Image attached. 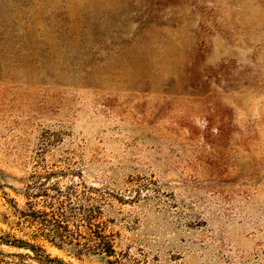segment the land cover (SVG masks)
Listing matches in <instances>:
<instances>
[{"label": "rangeland", "instance_id": "374dc122", "mask_svg": "<svg viewBox=\"0 0 264 264\" xmlns=\"http://www.w3.org/2000/svg\"><path fill=\"white\" fill-rule=\"evenodd\" d=\"M26 193L75 239L0 228L72 264L90 213L123 264H264V0H0V212Z\"/></svg>", "mask_w": 264, "mask_h": 264}, {"label": "trees", "instance_id": "16d2710c", "mask_svg": "<svg viewBox=\"0 0 264 264\" xmlns=\"http://www.w3.org/2000/svg\"><path fill=\"white\" fill-rule=\"evenodd\" d=\"M46 189L38 190L35 195H47ZM26 195V202L19 207L17 203H10L7 211L0 212V220L3 222L9 221V217L13 216L10 223H22L29 222V225H37V229L41 231L43 235L51 240L54 244L59 247H63L64 243L72 242L75 238V233L69 227V222H67V216L64 217L63 212H56L55 210H46L36 208L32 196ZM12 202V200H9ZM9 210V211H8ZM86 226L90 229L89 237L93 240V253L102 255L105 259L104 264H123L120 261L118 252L115 247L116 233L105 234L102 230H96L93 228L94 223L92 222V214L90 213L86 217ZM111 221V220H108ZM79 236H82L79 233ZM0 244H10L18 247L28 248L33 251V254H26L34 258L38 264H72L71 262L65 261L63 258L58 256H52L47 253L46 250L40 246L35 245L27 240L20 238L10 239L9 235L4 233L0 228ZM1 253V251H0ZM81 251H76V254H81ZM90 253V251L88 252ZM0 264H4L3 258L0 257Z\"/></svg>", "mask_w": 264, "mask_h": 264}]
</instances>
